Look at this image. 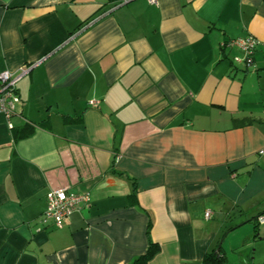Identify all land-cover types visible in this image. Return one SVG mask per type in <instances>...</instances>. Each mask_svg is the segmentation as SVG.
Segmentation results:
<instances>
[{
	"label": "crops",
	"instance_id": "1",
	"mask_svg": "<svg viewBox=\"0 0 264 264\" xmlns=\"http://www.w3.org/2000/svg\"><path fill=\"white\" fill-rule=\"evenodd\" d=\"M120 1L0 0V264H264V0ZM58 189L90 204L41 228Z\"/></svg>",
	"mask_w": 264,
	"mask_h": 264
},
{
	"label": "built area",
	"instance_id": "2",
	"mask_svg": "<svg viewBox=\"0 0 264 264\" xmlns=\"http://www.w3.org/2000/svg\"><path fill=\"white\" fill-rule=\"evenodd\" d=\"M130 0H123L120 4H125ZM151 4H156V0H148ZM258 43L253 37L239 38L232 40L221 47L237 49L240 54L233 58L235 64L243 65L246 68L254 67V52ZM31 67H22L18 73L9 72L0 73V113L7 120V126L11 128L10 119L15 114L16 105L19 103V97L16 91L17 82L29 73ZM90 204V198L86 195H76L68 193L66 189H58L49 192L46 195V208L38 218V224L41 228L53 225L61 227L63 221L73 212L80 210L83 206ZM205 217L209 218L210 213L206 212ZM262 218L259 222H262Z\"/></svg>",
	"mask_w": 264,
	"mask_h": 264
},
{
	"label": "trees",
	"instance_id": "3",
	"mask_svg": "<svg viewBox=\"0 0 264 264\" xmlns=\"http://www.w3.org/2000/svg\"><path fill=\"white\" fill-rule=\"evenodd\" d=\"M122 1L123 0H121L119 3H121ZM233 40H236V39H233ZM230 41H232V40H230ZM230 41L223 42L222 44L225 45V44L229 43ZM221 48L222 49H230V48H227V47H221ZM233 50L236 51L237 49H233ZM238 54H240L239 51H238ZM254 54H255V52H254ZM233 58L231 59L232 60V63L234 65H239V64H235L233 62ZM253 59H254V56H253ZM254 63H255V61H254ZM241 66H243V65H241ZM33 131H34V129L25 127L23 130H21L19 132L18 135H16V133H15L16 139H19V138H27L28 136H30L33 133ZM135 194H136V189L133 187L131 196L129 197V201L133 205L136 204ZM154 253H155V248H154L153 244H149V247H148L147 251L145 252V254L142 255V256H140V257H138L137 259H135L131 264H147L148 260L150 258H152V256L154 255ZM202 264H221V260H220V258L219 259L216 258L215 254H214V250H212L211 252H209L206 255V257H205V259H204V261H203Z\"/></svg>",
	"mask_w": 264,
	"mask_h": 264
},
{
	"label": "water",
	"instance_id": "4",
	"mask_svg": "<svg viewBox=\"0 0 264 264\" xmlns=\"http://www.w3.org/2000/svg\"><path fill=\"white\" fill-rule=\"evenodd\" d=\"M222 242H223V239L220 240V242L218 243L217 248H216V250L214 252V254H215L217 259H219V257H220V250H221V247H222Z\"/></svg>",
	"mask_w": 264,
	"mask_h": 264
}]
</instances>
